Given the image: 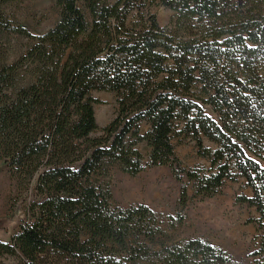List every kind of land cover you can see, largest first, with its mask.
I'll use <instances>...</instances> for the list:
<instances>
[{
	"label": "trees",
	"instance_id": "obj_1",
	"mask_svg": "<svg viewBox=\"0 0 264 264\" xmlns=\"http://www.w3.org/2000/svg\"><path fill=\"white\" fill-rule=\"evenodd\" d=\"M12 1L0 0V171L25 218L0 239V264H234L200 238L174 240L164 224L182 216L116 206L99 182L113 167L156 166L171 169L184 205L188 184L204 199L243 178L251 196L238 200L257 212L253 264H264V0H56L44 34L7 14ZM161 6L174 12L166 25ZM16 39L27 44L14 55ZM94 91L116 99L104 127ZM186 139L209 167L183 166Z\"/></svg>",
	"mask_w": 264,
	"mask_h": 264
},
{
	"label": "rangeland",
	"instance_id": "obj_2",
	"mask_svg": "<svg viewBox=\"0 0 264 264\" xmlns=\"http://www.w3.org/2000/svg\"><path fill=\"white\" fill-rule=\"evenodd\" d=\"M55 2L56 0H14L6 6V12L30 32L44 34L59 20ZM153 11L157 14L159 25L168 24L174 14L163 6L156 7ZM15 41L17 46L14 55L27 44L26 40ZM92 95L102 101L95 104L94 109L98 125L104 127L115 117L116 99L107 91H94ZM141 127L142 132L149 128L145 123ZM205 144L211 145L207 140ZM138 148L145 157V162H148L150 149L147 144L141 142ZM176 154L187 168L209 167L210 163L197 153L195 142L191 140L179 142ZM99 182L110 185L112 200L116 206L126 208L145 204L164 222L168 216L176 219L182 216V223L175 224L174 228L164 224L174 240L200 238L229 254L234 264H253V252L258 248L259 233L256 225L249 221L257 212L238 200L241 194L251 196V189L246 186L243 178H239L237 182L226 181L218 194L204 199L192 197V185L188 184L190 199L185 205L180 203L181 183L176 181L167 166L146 167L136 176L113 167ZM24 215L25 202L21 200L11 175L3 169L0 171V239H9L17 231ZM6 261L8 264L13 263L11 258Z\"/></svg>",
	"mask_w": 264,
	"mask_h": 264
}]
</instances>
